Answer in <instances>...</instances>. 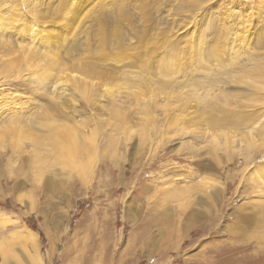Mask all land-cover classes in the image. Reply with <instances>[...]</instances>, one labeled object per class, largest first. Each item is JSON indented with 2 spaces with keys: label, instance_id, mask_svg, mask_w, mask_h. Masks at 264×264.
I'll return each instance as SVG.
<instances>
[{
  "label": "rangeland",
  "instance_id": "obj_1",
  "mask_svg": "<svg viewBox=\"0 0 264 264\" xmlns=\"http://www.w3.org/2000/svg\"><path fill=\"white\" fill-rule=\"evenodd\" d=\"M0 264H264V0H0Z\"/></svg>",
  "mask_w": 264,
  "mask_h": 264
},
{
  "label": "bare ground",
  "instance_id": "obj_2",
  "mask_svg": "<svg viewBox=\"0 0 264 264\" xmlns=\"http://www.w3.org/2000/svg\"><path fill=\"white\" fill-rule=\"evenodd\" d=\"M89 73H90V72H89ZM76 84H77V83H76ZM84 85H85V84H84ZM80 86H81V85H80ZM77 90H78V89H77ZM79 90H80V89H79ZM79 92H80V91H79ZM81 93H82V92H81ZM56 127H57V126H56ZM60 140H61V139H60ZM60 140H59V143L61 142ZM66 143H67V142H66ZM58 146H59V145H58ZM60 148H61V147H60ZM61 149H62V148H61ZM59 150H60V149H59ZM60 151H62V150H60ZM62 152H63V151H62ZM63 153H64V152H63ZM30 233H31V232H30Z\"/></svg>",
  "mask_w": 264,
  "mask_h": 264
},
{
  "label": "snow or ice",
  "instance_id": "obj_3",
  "mask_svg": "<svg viewBox=\"0 0 264 264\" xmlns=\"http://www.w3.org/2000/svg\"><path fill=\"white\" fill-rule=\"evenodd\" d=\"M66 5L71 3V0H65Z\"/></svg>",
  "mask_w": 264,
  "mask_h": 264
}]
</instances>
